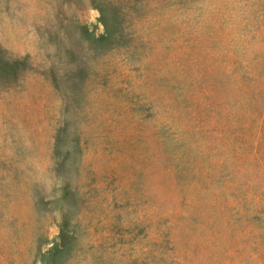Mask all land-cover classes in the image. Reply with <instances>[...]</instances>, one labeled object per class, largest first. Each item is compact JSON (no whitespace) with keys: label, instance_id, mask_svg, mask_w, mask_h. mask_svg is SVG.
<instances>
[{"label":"rangeland","instance_id":"374dc122","mask_svg":"<svg viewBox=\"0 0 264 264\" xmlns=\"http://www.w3.org/2000/svg\"><path fill=\"white\" fill-rule=\"evenodd\" d=\"M0 264H264V0H0Z\"/></svg>","mask_w":264,"mask_h":264}]
</instances>
